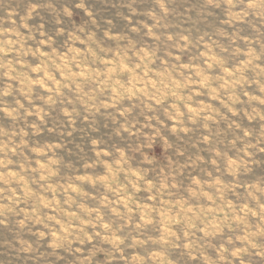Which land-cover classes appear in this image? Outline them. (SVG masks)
<instances>
[{
    "label": "clouds",
    "instance_id": "9594fccd",
    "mask_svg": "<svg viewBox=\"0 0 264 264\" xmlns=\"http://www.w3.org/2000/svg\"><path fill=\"white\" fill-rule=\"evenodd\" d=\"M108 3L0 0V264H264V0Z\"/></svg>",
    "mask_w": 264,
    "mask_h": 264
},
{
    "label": "rangeland",
    "instance_id": "374dc122",
    "mask_svg": "<svg viewBox=\"0 0 264 264\" xmlns=\"http://www.w3.org/2000/svg\"><path fill=\"white\" fill-rule=\"evenodd\" d=\"M85 2L89 7H92L93 9L97 11L98 16L101 18V20L104 17H112L115 21V30L120 31L121 33H127L128 31L127 23L119 19L118 17H116L115 11L110 7L108 0H85ZM113 2H115V0H113ZM148 3H150V0H144L145 6H147ZM74 19H76L77 22H83L87 18L84 17L82 12L77 10ZM46 20L51 25L52 18L46 17ZM103 26L104 25L102 24V27ZM94 127L98 130V134L100 135L101 138L108 139L109 142H112L116 139L112 131L111 122L107 118L98 119ZM90 131H91V127L88 129H82L77 136L73 137V144L77 142L83 144L84 141L87 139V136ZM81 137H83V139H81ZM72 155H75L74 148H73ZM260 170L264 171V165L261 166ZM7 238H9L7 232L0 231V240H4Z\"/></svg>",
    "mask_w": 264,
    "mask_h": 264
}]
</instances>
